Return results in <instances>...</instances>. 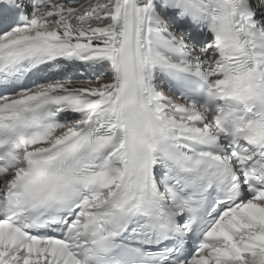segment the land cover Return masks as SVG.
Instances as JSON below:
<instances>
[{
	"label": "snow or ice",
	"instance_id": "snow-or-ice-1",
	"mask_svg": "<svg viewBox=\"0 0 264 264\" xmlns=\"http://www.w3.org/2000/svg\"><path fill=\"white\" fill-rule=\"evenodd\" d=\"M0 264H264V0H0Z\"/></svg>",
	"mask_w": 264,
	"mask_h": 264
}]
</instances>
